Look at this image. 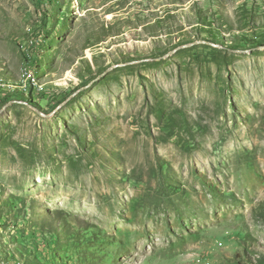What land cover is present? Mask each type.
<instances>
[{
  "label": "rangeland",
  "instance_id": "1",
  "mask_svg": "<svg viewBox=\"0 0 264 264\" xmlns=\"http://www.w3.org/2000/svg\"><path fill=\"white\" fill-rule=\"evenodd\" d=\"M0 81V264H264V0H0Z\"/></svg>",
  "mask_w": 264,
  "mask_h": 264
},
{
  "label": "trees",
  "instance_id": "2",
  "mask_svg": "<svg viewBox=\"0 0 264 264\" xmlns=\"http://www.w3.org/2000/svg\"><path fill=\"white\" fill-rule=\"evenodd\" d=\"M37 75V74H36ZM37 77H38V75H37ZM6 79H8V78H6ZM15 91V90H14ZM12 92L11 94H8V96L6 97V98H4V100H3V102H1V104H0V106L2 105V104H6L7 102H9V101H16V100H18L19 98H18V95H19V93L18 92ZM10 93V92H9ZM22 94H20V96H21ZM23 96V98H25V100H27V99H29L28 101H30L31 99H32V96H31V92L30 93H28V94H25V95H22ZM28 97V98H27ZM33 97H34V94H33ZM36 100L39 102V101H43V97L42 96H40L38 93H37V98H36ZM44 102V101H43Z\"/></svg>",
  "mask_w": 264,
  "mask_h": 264
},
{
  "label": "bare ground",
  "instance_id": "3",
  "mask_svg": "<svg viewBox=\"0 0 264 264\" xmlns=\"http://www.w3.org/2000/svg\"><path fill=\"white\" fill-rule=\"evenodd\" d=\"M17 89V86L14 83L6 82V81H0V98L6 94H8L11 91H14Z\"/></svg>",
  "mask_w": 264,
  "mask_h": 264
},
{
  "label": "built area",
  "instance_id": "4",
  "mask_svg": "<svg viewBox=\"0 0 264 264\" xmlns=\"http://www.w3.org/2000/svg\"><path fill=\"white\" fill-rule=\"evenodd\" d=\"M1 104V103H0Z\"/></svg>",
  "mask_w": 264,
  "mask_h": 264
}]
</instances>
